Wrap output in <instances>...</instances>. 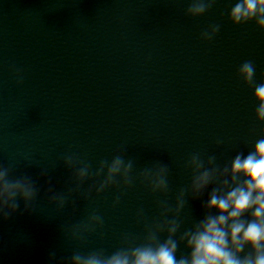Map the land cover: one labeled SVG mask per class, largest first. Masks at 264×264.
<instances>
[{"label":"water","instance_id":"1","mask_svg":"<svg viewBox=\"0 0 264 264\" xmlns=\"http://www.w3.org/2000/svg\"><path fill=\"white\" fill-rule=\"evenodd\" d=\"M236 2L216 0L193 18L185 14L190 0H0V163H13L16 175L32 176L40 189L36 211L21 203L0 221V264H47L51 251L65 259L77 250L111 254L122 234L142 238L138 208L149 220L157 215L158 197L139 184L117 207L118 192L109 189L91 201L73 197L75 205L57 212L45 193L73 186L65 154L95 167L124 149L136 170L167 164L174 203L189 183L183 164L193 152L223 165L253 149L264 124L255 117L254 87L237 73L250 60L255 84L264 78V31L254 21L231 23ZM215 24L220 31L203 40ZM92 209L104 217L102 237L81 244L61 234V225ZM202 216L200 202L189 201L181 231Z\"/></svg>","mask_w":264,"mask_h":264},{"label":"clouds","instance_id":"2","mask_svg":"<svg viewBox=\"0 0 264 264\" xmlns=\"http://www.w3.org/2000/svg\"><path fill=\"white\" fill-rule=\"evenodd\" d=\"M216 0H190L186 15L196 18L208 12ZM234 26L255 22L264 31V0H237L229 13ZM220 31V25H211L201 33V38L212 40ZM17 84H22L19 69ZM255 65L243 62L238 77L249 87H254L257 102L255 117L264 124V78L255 84ZM260 138L247 154L237 153L230 163L221 165L215 155L193 152L184 162L190 174L189 183L175 194L170 203V168L156 162L139 170L126 150L118 149L110 158L100 159L95 167L80 154L70 152L63 157V166L71 172L70 187L66 192H57L49 186L45 196L47 203L61 212L73 197L91 201L109 189L118 195L112 206L120 204L124 193L136 184L143 186L153 196L157 215L151 220L143 207L136 211L137 224L142 225V238L131 233L121 236V246L111 254L103 249L83 253L74 251L65 259L51 251L47 264H264V127L259 130ZM217 145L223 143L217 140ZM13 163H0V221L9 220L23 203V211H36L40 189L32 176L15 174ZM41 170L40 175H47ZM87 187L85 188V184ZM50 184V180H49ZM205 194L207 199L205 200ZM189 201H199L203 212L201 219L181 231V218ZM104 217L95 209L75 223L60 226V232L71 241L83 244L86 239L102 232ZM183 245L187 254L177 253Z\"/></svg>","mask_w":264,"mask_h":264}]
</instances>
